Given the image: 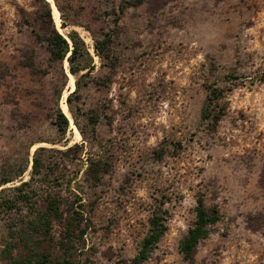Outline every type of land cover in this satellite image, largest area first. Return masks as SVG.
<instances>
[{
  "label": "rangeland",
  "instance_id": "rangeland-1",
  "mask_svg": "<svg viewBox=\"0 0 264 264\" xmlns=\"http://www.w3.org/2000/svg\"><path fill=\"white\" fill-rule=\"evenodd\" d=\"M134 1L0 0V264H264V0ZM52 26L94 65L68 115ZM198 197L220 219L185 258ZM154 216L165 230L138 262Z\"/></svg>",
  "mask_w": 264,
  "mask_h": 264
},
{
  "label": "trees",
  "instance_id": "trees-1",
  "mask_svg": "<svg viewBox=\"0 0 264 264\" xmlns=\"http://www.w3.org/2000/svg\"><path fill=\"white\" fill-rule=\"evenodd\" d=\"M143 0H135L133 4H139ZM46 17L52 24L51 9L47 5ZM46 42L49 47L50 56L54 60L66 61L68 72L74 77V90L66 95V103L71 111V99L78 92L80 87V79L86 76L91 70L94 69V65H89L88 62L91 59L89 51L77 33V31H69L66 36L59 33L53 26L47 34ZM95 50L101 56V51L95 45ZM85 70V72L80 74V71ZM220 92L217 89H211L206 98V105L202 109V119H207L214 125L218 123L223 115L224 106L218 107V102L220 100ZM72 113V112H71ZM73 114V113H72ZM68 118L61 111L60 108L57 109L55 116V124L58 129L62 132L68 126ZM35 162H37L36 157L33 159V168L35 167ZM4 181L3 183H6ZM46 220L41 217L43 222L47 223L49 227V222L52 219H60L62 217V212L60 211L57 201L55 198L48 196L46 204ZM196 219L193 226L189 229L187 235L183 238L180 244V251L185 258H191L197 243L206 238L209 234V227L215 224L220 219V213L217 207L208 208L205 206L202 197H198L197 204L195 208ZM165 230V226L160 222L157 216L152 217L150 220V228L148 234L143 238L141 248L135 257L136 261L145 260L148 256L150 249L159 241ZM38 260L35 264H44L48 256L46 254L39 253ZM10 264H34L29 256H25L19 259H13ZM61 264H72L68 260H63Z\"/></svg>",
  "mask_w": 264,
  "mask_h": 264
},
{
  "label": "bare ground",
  "instance_id": "bare-ground-1",
  "mask_svg": "<svg viewBox=\"0 0 264 264\" xmlns=\"http://www.w3.org/2000/svg\"><path fill=\"white\" fill-rule=\"evenodd\" d=\"M53 16H54L55 20H57L58 17H59V12H58V10L56 8H53ZM73 87H74V84L72 82V84H71V90L70 91H72L74 89ZM66 95H67V92H65L63 94V96H62V99H61V107L63 108V111L68 115V111H67L68 108H67V105L65 104V97H66ZM72 126H74L73 125V122H72Z\"/></svg>",
  "mask_w": 264,
  "mask_h": 264
},
{
  "label": "water",
  "instance_id": "water-1",
  "mask_svg": "<svg viewBox=\"0 0 264 264\" xmlns=\"http://www.w3.org/2000/svg\"><path fill=\"white\" fill-rule=\"evenodd\" d=\"M73 91V90H72ZM72 91H69V92H72Z\"/></svg>",
  "mask_w": 264,
  "mask_h": 264
}]
</instances>
